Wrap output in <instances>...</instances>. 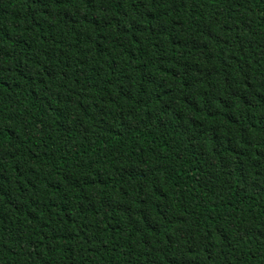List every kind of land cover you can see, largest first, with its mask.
I'll return each instance as SVG.
<instances>
[{
  "label": "trees",
  "instance_id": "1",
  "mask_svg": "<svg viewBox=\"0 0 264 264\" xmlns=\"http://www.w3.org/2000/svg\"><path fill=\"white\" fill-rule=\"evenodd\" d=\"M0 264H264V0H0Z\"/></svg>",
  "mask_w": 264,
  "mask_h": 264
}]
</instances>
